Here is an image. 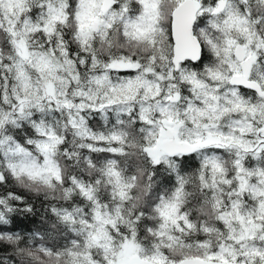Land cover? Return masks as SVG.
Instances as JSON below:
<instances>
[{
  "label": "snow or ice",
  "instance_id": "obj_1",
  "mask_svg": "<svg viewBox=\"0 0 264 264\" xmlns=\"http://www.w3.org/2000/svg\"><path fill=\"white\" fill-rule=\"evenodd\" d=\"M5 17L13 43L30 53L31 70L37 73L35 80L25 77L29 64L21 60L23 67L17 65L19 56L4 61L15 66L27 90L19 97L21 108L25 95L30 106L42 108L43 99L51 101L52 84L70 70V61L61 62L53 53L66 54L69 36L87 50L94 40L111 46L116 32L130 50L105 68L121 71L122 78L93 110L111 107L118 117L125 114L145 124L141 131H146L147 141L141 150L153 164L176 173L177 188L153 210V224L130 205L133 178L110 164L104 174L112 198H98L89 186L74 184L84 199L54 209L70 239L52 246L37 240L32 229L17 231L20 217L29 210L19 203L21 194L8 189L0 192V242L24 245L20 253L30 254L37 264H264V76L253 71L254 49L264 41L253 43L250 34L244 40L227 38L239 25L229 17L226 0L211 4L209 0H0V20ZM205 20L210 27L197 36L196 28ZM211 29L227 38L222 46L217 36L209 34ZM33 33L56 48L48 51L44 44L29 49ZM205 44L222 56L227 67L226 72L210 71L212 80L229 86L222 97L184 67L202 59ZM94 58L93 53L89 59ZM178 80L187 82L192 96L184 98L183 112ZM32 90L34 97L29 95ZM229 113L240 115L228 119ZM15 115L0 110V127L15 123ZM220 120L227 121L222 128ZM121 123L113 141L122 142L126 136ZM28 145H34L39 159L22 140L16 143L0 135V159H8L13 174L49 187L60 182V170L52 159L55 144L41 138ZM211 149L230 152V163H222ZM189 153H200L204 160L201 181L206 196L199 215L183 206L185 181L175 160ZM7 247L0 243V254Z\"/></svg>",
  "mask_w": 264,
  "mask_h": 264
},
{
  "label": "clouds",
  "instance_id": "obj_2",
  "mask_svg": "<svg viewBox=\"0 0 264 264\" xmlns=\"http://www.w3.org/2000/svg\"><path fill=\"white\" fill-rule=\"evenodd\" d=\"M226 8L229 17L237 21L239 25L227 38L244 40L250 34L253 37V43L264 41V0H226ZM207 27L210 26L205 20L196 28L195 34L199 36L201 29ZM59 31L67 35L66 28H61ZM55 34L59 35L58 32ZM209 34L217 36L221 46L227 39L215 29H211ZM29 40L31 41L28 45L29 49L33 45L36 48H42L44 44H48V51L56 48V45L48 39L35 33L29 37ZM112 41L113 43L109 46L101 40H94L91 47L85 50L69 36L68 41L65 42L66 54L53 53L54 58L61 62L70 61L68 65L70 70L66 75L61 73L60 78L52 84L49 89L54 92L51 101L43 99L42 108L30 106L27 103L29 96L25 95L26 102L21 108L19 97L27 90L22 88L15 66L12 63L5 64L4 61L19 56L17 65H20L21 60L29 64L25 77L31 76L35 80L37 73L31 70L30 53L26 55L25 49H18L13 43L7 18L0 20V65H2L0 67V110L16 113L13 118L15 123H6L0 127V135L11 137L16 143L22 140L36 159H39L41 154L36 152L34 145H28V141L41 138L52 141L55 144L52 159L62 177L60 182L49 187L26 175L13 174L8 167V159L4 158L0 159V184H3L0 192L15 189L21 194L19 203L29 211L20 217L17 231L20 228L32 229L37 234L36 239L46 240L49 246L58 245L65 239H70L68 230L54 209L64 208L69 204L74 205L84 199L74 184L89 186L95 190L98 198L107 197L109 200L112 198V188L104 174V170L110 164L123 176L133 178L129 192L130 205L142 212L143 218L153 224L156 223L153 210L161 199L173 195L177 188L176 173L169 170L166 165L153 164L141 150L147 141L146 131H141V129L146 130L145 124L139 121L133 122L125 114L118 117L115 109L111 107L100 111L93 110V106L105 102L104 97L111 86L122 78L121 71L106 70L105 65L130 50L127 43L121 41L116 32H113ZM68 49L71 50L68 51ZM131 52L137 54L135 48H132ZM254 52L253 71L257 76H264V44H259ZM93 53L95 58L90 60L89 57ZM81 60L83 63L80 62ZM20 66L23 67V65ZM184 67L188 72L195 73L209 88L217 89L221 97L223 92L228 90L227 83L221 84L211 79L210 71L226 72L227 67L222 56L207 44L202 48V59L192 61ZM164 70L162 67L161 71ZM177 83L180 85L182 97L178 104L181 106L180 111L183 112L184 98L192 99V96L189 94L190 89L186 81L178 80ZM29 95L34 97L35 90H32ZM21 111L31 114L21 116ZM237 115L240 114L229 113L228 119L236 118ZM121 122H123L126 136L122 142L113 141L112 134L121 130ZM226 122V120H220L217 123L222 128ZM210 151H215L225 165H228L232 159V154L224 149ZM175 160L178 171L185 181L183 206L199 215L206 196L201 181L205 172L203 157L200 153H189L186 156L176 157ZM67 190H70V194ZM0 243L8 245L6 253L0 254L3 264H37L30 254L20 253V248L25 247L24 245L17 247L7 239ZM39 247V243L35 244V248ZM39 259L45 258L41 256Z\"/></svg>",
  "mask_w": 264,
  "mask_h": 264
}]
</instances>
